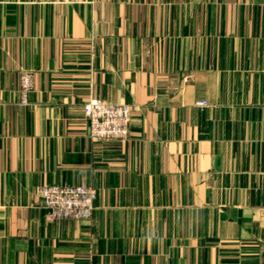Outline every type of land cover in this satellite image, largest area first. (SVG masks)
I'll list each match as a JSON object with an SVG mask.
<instances>
[{
  "label": "crops",
  "instance_id": "obj_1",
  "mask_svg": "<svg viewBox=\"0 0 264 264\" xmlns=\"http://www.w3.org/2000/svg\"><path fill=\"white\" fill-rule=\"evenodd\" d=\"M53 185L93 218L49 220ZM0 264H264V0H0Z\"/></svg>",
  "mask_w": 264,
  "mask_h": 264
},
{
  "label": "built area",
  "instance_id": "obj_2",
  "mask_svg": "<svg viewBox=\"0 0 264 264\" xmlns=\"http://www.w3.org/2000/svg\"><path fill=\"white\" fill-rule=\"evenodd\" d=\"M34 90V75L22 71L19 78L21 104L29 105V97ZM198 107H207V102H198ZM88 124V135L94 141H125L131 138L132 108L123 103L94 99L84 106ZM51 221H88L95 213L96 190L87 186H43L39 190Z\"/></svg>",
  "mask_w": 264,
  "mask_h": 264
}]
</instances>
